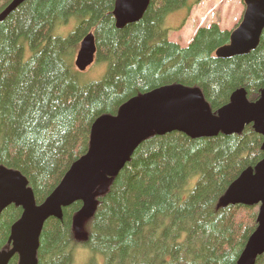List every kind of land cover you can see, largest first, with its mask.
<instances>
[{
  "label": "trees",
  "instance_id": "trees-1",
  "mask_svg": "<svg viewBox=\"0 0 264 264\" xmlns=\"http://www.w3.org/2000/svg\"><path fill=\"white\" fill-rule=\"evenodd\" d=\"M201 0H150L142 19L117 29L115 0H27L0 21V168L19 172L41 205L71 165L86 154L93 123L129 100L181 85L197 88L213 115L244 90L253 103L264 87V30L247 55L217 58L230 32L212 24L183 48L168 40L165 20ZM12 0H0V14ZM74 26H72V24ZM72 26L66 36L55 29ZM93 33L98 81L83 83L75 54ZM164 68V69H163ZM264 139L242 133L190 139L152 134L114 178L94 193V212L79 236L76 202L43 226L36 264H73L84 249L104 264H237L257 228L258 205H228V187L263 158ZM22 209L0 214V252L10 249ZM82 232V231H81ZM13 256L8 264H18ZM86 264H95L92 260ZM255 264H264V254Z\"/></svg>",
  "mask_w": 264,
  "mask_h": 264
},
{
  "label": "water",
  "instance_id": "water-1",
  "mask_svg": "<svg viewBox=\"0 0 264 264\" xmlns=\"http://www.w3.org/2000/svg\"><path fill=\"white\" fill-rule=\"evenodd\" d=\"M27 0H12L0 14L3 21ZM150 0H115L113 17L117 29L140 21ZM245 11L239 26L230 34L229 43L215 55L220 59L243 56L259 45L264 30V0H243ZM96 56L93 33L79 44L74 65L79 72L90 67ZM251 125L264 139V87L260 98L251 103L244 90L234 92L229 104L213 115L201 91L181 85L162 87L123 104L115 116H101L90 131L89 148L67 171L58 187L40 206L35 205L26 179L13 170L0 168V214L14 205L22 209L21 218L12 226L11 249L0 252V264L17 255L18 264H36V252L44 224L50 218L62 219L64 208L81 202L76 227L94 211V193L101 182L114 178L129 161L136 148L152 134L163 136L183 133L190 139L213 138L219 133L237 135ZM262 160L243 171L228 187L220 205H258L257 228L248 239L237 264H255L264 254V142Z\"/></svg>",
  "mask_w": 264,
  "mask_h": 264
},
{
  "label": "rangeland",
  "instance_id": "rangeland-1",
  "mask_svg": "<svg viewBox=\"0 0 264 264\" xmlns=\"http://www.w3.org/2000/svg\"><path fill=\"white\" fill-rule=\"evenodd\" d=\"M192 1L194 0H190V2ZM241 2V0H204L201 3V7H197V11L190 15V19L188 18L187 21H185L186 13L184 8L170 14L165 20V27L169 30L168 39L172 41V39L175 38L176 41L174 42H178L182 47H185L188 44L189 40L192 39L195 32L198 30L200 17L206 12H212L210 10L213 8H215V10L211 13L212 16L210 17V20L204 21L202 25L206 26L205 28H207V26L211 24L210 22H213L217 23L222 30H228L229 32H232L237 28V25L239 24L244 14V5ZM198 15H200L199 18ZM183 23L187 25H185V28L182 30V32H179L178 34L174 33L177 32L175 30L179 29ZM192 23H194V25H192ZM71 24L66 27L64 26L56 28L54 34L59 36H66L71 30L72 26H74L73 24L71 26ZM177 35H180V38H178ZM104 72V65L94 63L90 68L86 70L83 83L98 81L103 76ZM80 226L81 228H79V230L77 231V234L79 236L87 232L88 223L85 222L83 226L82 223H80L78 227ZM9 250L5 252H8ZM91 260L95 262V264H104V259L102 256L92 254L84 249H77L74 252L73 264H86Z\"/></svg>",
  "mask_w": 264,
  "mask_h": 264
},
{
  "label": "crops",
  "instance_id": "crops-1",
  "mask_svg": "<svg viewBox=\"0 0 264 264\" xmlns=\"http://www.w3.org/2000/svg\"><path fill=\"white\" fill-rule=\"evenodd\" d=\"M201 6V4H199L198 6H196V7H194L192 10H191V12H190V14H189V19H190V15H192L193 13H195L196 11H197V7L199 8ZM212 11H213V9H212ZM212 13V12H211ZM211 13H209L207 16H208V21L210 20V17L212 16L211 15ZM201 15V14H200ZM200 15H198V18L200 17ZM205 16H206V13L204 14V15H202L201 17H200V19H201V21H200V23L203 21V19L205 18ZM187 18V19H188ZM200 23H198V26H200ZM185 25H187V24H184V26L178 31V33L179 32H182V30L185 28ZM192 25H194V23H192ZM177 33V34H178ZM178 36V38H180V35H177ZM176 40V39H175ZM190 41V40H189Z\"/></svg>",
  "mask_w": 264,
  "mask_h": 264
},
{
  "label": "bare ground",
  "instance_id": "bare-ground-1",
  "mask_svg": "<svg viewBox=\"0 0 264 264\" xmlns=\"http://www.w3.org/2000/svg\"><path fill=\"white\" fill-rule=\"evenodd\" d=\"M164 69V68H163Z\"/></svg>",
  "mask_w": 264,
  "mask_h": 264
}]
</instances>
